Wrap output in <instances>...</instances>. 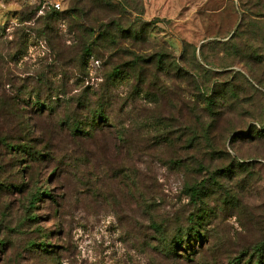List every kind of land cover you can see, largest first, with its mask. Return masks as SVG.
Wrapping results in <instances>:
<instances>
[{
	"label": "rangeland",
	"instance_id": "obj_1",
	"mask_svg": "<svg viewBox=\"0 0 264 264\" xmlns=\"http://www.w3.org/2000/svg\"><path fill=\"white\" fill-rule=\"evenodd\" d=\"M261 58L263 0H0V264H237L264 241ZM85 105L112 124L75 133Z\"/></svg>",
	"mask_w": 264,
	"mask_h": 264
},
{
	"label": "trees",
	"instance_id": "obj_2",
	"mask_svg": "<svg viewBox=\"0 0 264 264\" xmlns=\"http://www.w3.org/2000/svg\"><path fill=\"white\" fill-rule=\"evenodd\" d=\"M264 2V0H263ZM107 6H110V3H106ZM76 8L79 7V2L76 4L75 6ZM136 35L138 34V32L135 33ZM139 39H143L144 36L139 35L136 38ZM135 38V39H136ZM144 41V39H143ZM87 53V55H89L91 52L88 49L85 51ZM260 58V57H259ZM264 59H260V62H264ZM141 61H138L137 63H132L131 65L133 66H129L131 68H129V71H131L132 75L135 76V74L138 76L135 79H137L140 82H142V71H144V68H142V65L140 63ZM161 63V62H160ZM126 67V64L124 63L122 66H117L116 68H114L112 74H113V78H118L123 79V71L124 68ZM55 98V97H54ZM41 103V102H40ZM35 105L39 104L38 102L34 103ZM61 106V104L58 105V107ZM85 107L88 110V114L86 115L88 118H91L92 120H94L89 126L86 127V125H84L85 121L82 118L79 117H75V119L73 120V122L71 123L74 127V132H84L85 134H90L92 132H94L95 130L98 129V127H101V123L105 124V123H109L112 124V119L106 114L105 108L103 105L99 106V110H95V112H92V110L90 109V107L88 105H85ZM94 109V108H93ZM45 110L48 111H56L57 109H53L52 105H47V108ZM80 127H82V129L80 130ZM255 133H257V138L260 140H264V128H262V126L260 127V129H256ZM254 133V134H255ZM15 150L18 151L20 149H23V151H28L30 152V156H34L35 159H37V155L38 153H36L34 150L32 151L33 148H27V146L21 144V143H17L14 146ZM197 194L196 189L191 188L190 189V195L194 198ZM45 197H50V192H44L41 194V196L38 199H42ZM194 216L191 215L188 219V225L192 226V224L194 223ZM187 225V226H188ZM199 226H205V220L203 219V222L199 224ZM161 227L159 225L156 226V230L157 231H161L160 230ZM202 230L205 231L204 227H201ZM185 237H189L191 238V240H199L202 239L203 236L201 235V232L199 230H191L189 233H186L185 229H181L177 232V234L175 235L173 241H168V240H164V238L161 240V243H163V247L164 250L162 251V254L165 255L166 257L169 258H174L176 256H178L179 254L177 253L178 251V247L179 245L185 241ZM175 242V243H174ZM2 244V243H0ZM176 244V245H175ZM42 248L40 250L42 251H46V248L48 247V245L43 244L41 246ZM185 258L187 260H191L188 253L185 254ZM235 262L237 264H242L243 262H247V264H264V241L258 244H254L251 245L249 248H245L244 251L242 253H240L236 258H235Z\"/></svg>",
	"mask_w": 264,
	"mask_h": 264
},
{
	"label": "built area",
	"instance_id": "obj_3",
	"mask_svg": "<svg viewBox=\"0 0 264 264\" xmlns=\"http://www.w3.org/2000/svg\"><path fill=\"white\" fill-rule=\"evenodd\" d=\"M56 9H57V10H61V7H60L59 4L56 5Z\"/></svg>",
	"mask_w": 264,
	"mask_h": 264
}]
</instances>
